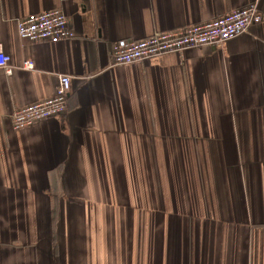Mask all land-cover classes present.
Here are the masks:
<instances>
[{"label": "crops", "instance_id": "crops-1", "mask_svg": "<svg viewBox=\"0 0 264 264\" xmlns=\"http://www.w3.org/2000/svg\"><path fill=\"white\" fill-rule=\"evenodd\" d=\"M254 3L263 22L220 47L113 65ZM54 9L73 40L19 39ZM0 52V264H264V0H0ZM60 76L66 112L14 130Z\"/></svg>", "mask_w": 264, "mask_h": 264}, {"label": "built area", "instance_id": "built-area-1", "mask_svg": "<svg viewBox=\"0 0 264 264\" xmlns=\"http://www.w3.org/2000/svg\"><path fill=\"white\" fill-rule=\"evenodd\" d=\"M263 22V15L256 3L217 18L202 25L191 26L179 31L155 33L140 41H124L114 46L112 62L114 66H125L149 61L169 54H181L189 49L204 46L220 47ZM19 39L30 43H58L71 41L75 34L70 28L68 18L59 9L30 15L17 24ZM24 70L34 68L31 62H24ZM0 71L10 75L13 71L11 59L0 52ZM71 90V78L60 76L56 90L43 102L28 105L15 111L11 117L16 131L35 124L61 117L66 112L67 98Z\"/></svg>", "mask_w": 264, "mask_h": 264}]
</instances>
